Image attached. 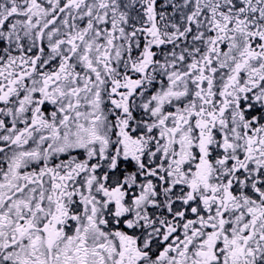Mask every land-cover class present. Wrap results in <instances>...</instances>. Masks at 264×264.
Returning a JSON list of instances; mask_svg holds the SVG:
<instances>
[{
	"label": "snow or ice",
	"instance_id": "obj_1",
	"mask_svg": "<svg viewBox=\"0 0 264 264\" xmlns=\"http://www.w3.org/2000/svg\"><path fill=\"white\" fill-rule=\"evenodd\" d=\"M0 264H264V0H0Z\"/></svg>",
	"mask_w": 264,
	"mask_h": 264
}]
</instances>
